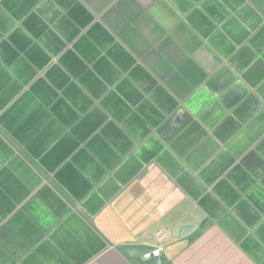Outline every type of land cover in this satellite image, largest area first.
<instances>
[{
	"label": "crops",
	"instance_id": "obj_1",
	"mask_svg": "<svg viewBox=\"0 0 264 264\" xmlns=\"http://www.w3.org/2000/svg\"><path fill=\"white\" fill-rule=\"evenodd\" d=\"M159 232L170 264H264V0H0V264Z\"/></svg>",
	"mask_w": 264,
	"mask_h": 264
},
{
	"label": "water",
	"instance_id": "obj_2",
	"mask_svg": "<svg viewBox=\"0 0 264 264\" xmlns=\"http://www.w3.org/2000/svg\"><path fill=\"white\" fill-rule=\"evenodd\" d=\"M196 228H197V224L180 227L177 230V236L181 238L186 237L189 234H191ZM154 250L155 249L153 247L138 246V245L128 246L125 249L126 254L130 258L134 259L136 264H170L164 260V257L162 255L147 260L143 259L145 255L152 253Z\"/></svg>",
	"mask_w": 264,
	"mask_h": 264
},
{
	"label": "built area",
	"instance_id": "obj_3",
	"mask_svg": "<svg viewBox=\"0 0 264 264\" xmlns=\"http://www.w3.org/2000/svg\"><path fill=\"white\" fill-rule=\"evenodd\" d=\"M165 238H166V234L164 232L157 233L156 234V239H157V241L159 242L160 245L157 246V247H153L155 250L152 253H150L148 255H145L143 257V259L147 260V259H151L153 257H158V256L162 255V252L164 250V247H163L162 243L165 240Z\"/></svg>",
	"mask_w": 264,
	"mask_h": 264
}]
</instances>
